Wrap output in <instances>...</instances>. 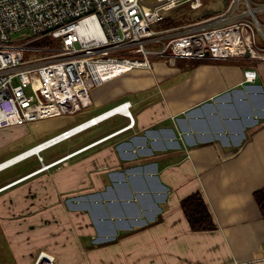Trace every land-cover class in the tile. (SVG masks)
<instances>
[{
	"label": "crops",
	"instance_id": "0c3cea01",
	"mask_svg": "<svg viewBox=\"0 0 264 264\" xmlns=\"http://www.w3.org/2000/svg\"><path fill=\"white\" fill-rule=\"evenodd\" d=\"M248 68L254 82L245 80ZM91 95L94 115L131 101L134 126L36 171L128 123L116 115L93 126L109 121L107 132L68 152L47 160L42 153L57 144L43 161L33 155L0 171L1 264H34L41 250L56 264H264L256 199L264 190V62L155 60L153 70L135 69ZM18 137L1 136L0 149ZM26 149L6 150L0 162ZM195 192L211 230L193 229L182 208Z\"/></svg>",
	"mask_w": 264,
	"mask_h": 264
},
{
	"label": "built area",
	"instance_id": "2783aa9c",
	"mask_svg": "<svg viewBox=\"0 0 264 264\" xmlns=\"http://www.w3.org/2000/svg\"><path fill=\"white\" fill-rule=\"evenodd\" d=\"M183 4L198 10L204 0H0V128L77 113L93 104V88L135 69L153 70L155 60L170 65L179 58L264 62V2L230 0L210 17L153 27ZM23 33L30 38L14 40ZM47 37L56 45L31 46ZM244 76L254 82L257 71L245 69ZM131 106L123 101L64 129L0 162V171L33 155L43 161L42 151L116 115L128 117L125 126L36 171L54 167L133 127ZM34 264H56V257L41 250Z\"/></svg>",
	"mask_w": 264,
	"mask_h": 264
},
{
	"label": "rangeland",
	"instance_id": "374dc122",
	"mask_svg": "<svg viewBox=\"0 0 264 264\" xmlns=\"http://www.w3.org/2000/svg\"><path fill=\"white\" fill-rule=\"evenodd\" d=\"M230 0H204V6L199 10H191V14L193 15L194 19H202L206 16H211L213 14H218L223 12L226 7L228 6ZM252 2L259 6L261 3L264 2V0H252ZM261 18H264V14H261ZM188 24V23H187ZM157 29H160L161 27L159 25L153 26ZM21 35H24L22 38ZM21 35H15L14 40L19 41H26L30 37H27L26 33H23ZM50 41H52L51 38H43L41 40H38L34 43H32L31 46L37 45V46H48L50 45ZM56 45V42H54ZM47 44V45H44ZM58 45V44H57ZM41 54H45V52H41ZM28 92H31V90H28ZM98 111L94 109V107H87L83 110L74 113V114H63L60 116H54V117H48L43 118L31 123H27L21 126H14L7 129H0V137L6 138V137H16L19 135V137L14 141H8L4 148L0 149V154L4 153L6 150H11L13 152L9 153L5 157L9 156L10 154L17 153L23 149H26L32 145H35L36 143L45 140L59 132H61L64 129H67L84 119L89 118L91 115L96 114ZM109 122V121H108ZM108 122H105L99 126L93 127L91 129H88L72 138H70L67 141H64L60 144H58L55 147H52L50 150H47L43 152V156L47 158V160H50L52 158L57 157L58 154H62L63 152H68L73 147L79 146L81 143L85 142L88 139H92L95 137H98L105 132L108 131L107 124ZM129 129V128H128ZM34 158L29 160L33 161ZM27 161V162H29ZM33 163V162H32ZM66 165L62 163L60 166ZM58 166L57 168H59ZM56 168V167H54ZM54 168L50 169L53 170ZM2 236L0 235V238ZM0 252L3 253V242L0 240ZM1 257V256H0ZM2 262L0 261V264Z\"/></svg>",
	"mask_w": 264,
	"mask_h": 264
},
{
	"label": "trees",
	"instance_id": "16d2710c",
	"mask_svg": "<svg viewBox=\"0 0 264 264\" xmlns=\"http://www.w3.org/2000/svg\"><path fill=\"white\" fill-rule=\"evenodd\" d=\"M191 10L193 9L190 8L188 4H183L178 8H176L170 17L165 18L160 23H158V25L161 28H169V27L180 26L197 20H201V19H194L193 15L191 14ZM207 17L210 16H206L204 18ZM49 44H50L49 46L55 45L54 41H50ZM256 199L260 207V211L264 217V190H259L256 192ZM181 205L193 229L211 230L215 228V223L211 215V212L209 210V207L207 205V202L205 201V199L203 198L200 192H195L190 196L184 198L181 202Z\"/></svg>",
	"mask_w": 264,
	"mask_h": 264
},
{
	"label": "water",
	"instance_id": "95a60500",
	"mask_svg": "<svg viewBox=\"0 0 264 264\" xmlns=\"http://www.w3.org/2000/svg\"><path fill=\"white\" fill-rule=\"evenodd\" d=\"M246 56H248V53L246 54Z\"/></svg>",
	"mask_w": 264,
	"mask_h": 264
}]
</instances>
